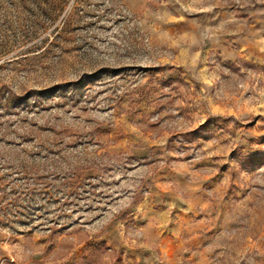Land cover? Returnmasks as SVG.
<instances>
[{"label": "rangeland", "instance_id": "rangeland-1", "mask_svg": "<svg viewBox=\"0 0 264 264\" xmlns=\"http://www.w3.org/2000/svg\"><path fill=\"white\" fill-rule=\"evenodd\" d=\"M0 264H264V0H0Z\"/></svg>", "mask_w": 264, "mask_h": 264}]
</instances>
